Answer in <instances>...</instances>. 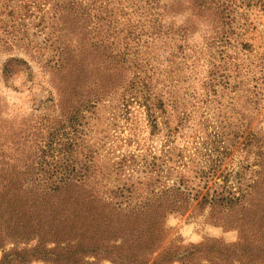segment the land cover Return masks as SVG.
<instances>
[{
	"label": "trees",
	"instance_id": "16d2710c",
	"mask_svg": "<svg viewBox=\"0 0 264 264\" xmlns=\"http://www.w3.org/2000/svg\"><path fill=\"white\" fill-rule=\"evenodd\" d=\"M25 1L19 5L0 0L8 23L13 24L20 12L27 16L32 6L47 5L45 0ZM137 1L135 13L141 11L144 23L122 39L114 28L109 0L58 3L57 28L47 36L46 46L40 45L51 55L37 63L56 93L58 115L14 128L7 126L0 103V264H264V194L251 199L243 187L228 190L225 178L219 190L211 189L214 179L222 178L218 172L226 152L195 171L193 179L204 182L202 187L177 172L172 185L164 182L140 201L132 185L109 187L103 185L104 176L99 177L94 151L83 142L86 115L120 93L126 104L136 102L146 109L156 130V111H165L167 103L153 89L157 68L149 57L151 46L174 41L176 51L154 61L171 71H192L196 35L204 34L206 48L223 51L234 31L228 0ZM43 22L41 17L38 25ZM8 29L11 26H0L2 52L16 48L33 58L38 47L31 46L27 30ZM17 34L21 38L16 40ZM2 35L12 43L6 45ZM241 47L250 49L247 44ZM205 86L214 88L210 82ZM167 99L173 111L180 108L174 97ZM152 165L148 176L159 180L160 169ZM126 167L120 162L116 169L126 176ZM192 208L201 214L207 211L215 225L235 228L237 241L212 239L193 245L178 237L168 239L167 217Z\"/></svg>",
	"mask_w": 264,
	"mask_h": 264
},
{
	"label": "rangeland",
	"instance_id": "374dc122",
	"mask_svg": "<svg viewBox=\"0 0 264 264\" xmlns=\"http://www.w3.org/2000/svg\"><path fill=\"white\" fill-rule=\"evenodd\" d=\"M14 1L19 5L26 2ZM109 1L113 25L117 33L121 32V39L130 30L141 28L145 18L140 17L141 11L135 13L139 8L137 0ZM45 2L44 8L32 6L28 17L20 12L13 24L8 23L6 12H0V19L4 20H0V26L5 30L11 26L8 32L27 30L31 46L38 47L31 54L33 58L16 48L2 52L4 49L0 47V103L7 126L14 128L34 126L36 120L50 121L58 115L56 93L48 74L37 63L51 55L49 49L41 51L40 45L46 46L47 36L57 28L56 5L65 0ZM228 2L235 22L227 50L206 48L204 34L199 33L192 41L191 51L197 59L196 69L171 71L165 63L154 61L173 51L174 41L167 39L165 44L151 46L149 57L157 68L154 80L157 88L153 89L168 104L165 111H156V130L150 126L146 109L136 102L126 104L120 93L86 115L87 135L83 142L94 151L99 177L105 178L103 185H132L137 201L147 198V192L164 182L172 185L177 172L186 173L191 181L195 180L193 186L202 187L204 182L193 179L195 171L206 169L210 159L221 158L226 152L218 172L222 178L216 177L211 189L219 190L225 178L228 190L243 187L250 191L251 199L264 194V0ZM41 17L44 22L38 25ZM13 38L21 37L17 34ZM2 40L6 45L12 43L8 35H2ZM243 44L250 49H243ZM243 66L247 69H242ZM208 82L214 84L213 89L205 86ZM173 97L180 107L175 111L167 99ZM181 111L186 112L183 123ZM120 162H126V176L116 169ZM152 164L160 169L159 180L148 176ZM129 172L131 177L127 176ZM250 187L254 189L251 191ZM166 227L170 230L168 239L178 237L184 244L203 245L212 239L232 244L238 239L235 228L215 225L207 211L201 214L193 208L184 214L168 216Z\"/></svg>",
	"mask_w": 264,
	"mask_h": 264
}]
</instances>
